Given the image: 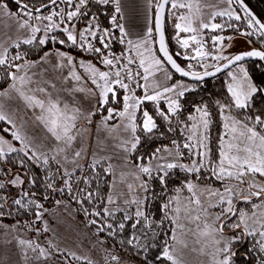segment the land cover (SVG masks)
I'll list each match as a JSON object with an SVG mask.
<instances>
[{
  "label": "snow or ice",
  "instance_id": "obj_1",
  "mask_svg": "<svg viewBox=\"0 0 264 264\" xmlns=\"http://www.w3.org/2000/svg\"><path fill=\"white\" fill-rule=\"evenodd\" d=\"M14 3L15 12L0 0V14L15 21L17 33L15 39L0 41V70L10 81L0 98H15L20 103L9 109L0 100V122L10 126L3 131L12 138L0 135V163L13 164L23 172L12 173L11 168L5 172L12 176L7 185L24 189L12 199L17 210L33 209L37 221L47 211L35 199L36 193L24 188L26 184L36 187L38 178L29 172L37 165L44 169L46 189L66 193L81 206L91 205V211L87 207L83 210L99 218L89 221L97 225V233L107 230L109 236L124 237L119 243L142 254L144 264H183L180 255L188 247L189 236L195 237L194 245H201L192 250L210 255L211 264H237L238 256L247 259L252 253H256V264H264V109L254 111V98L264 97V50L225 54L230 47L225 46V37L212 35L211 50L206 51L202 38L204 30L222 31L225 25L214 21L226 16L229 21L242 22L246 30L240 31L231 23L227 27H234L242 36L257 35L264 44V20L245 0H221L226 7L212 11L207 21L198 4V14L193 13L190 0H156L154 28L148 27L136 42L126 39L128 33L117 15L111 16L110 23L119 29L118 38L112 28L100 24V7L111 4L114 12L121 14V0ZM92 6L97 7V13L91 12ZM85 17L87 22L78 27L77 22ZM171 20L176 21L175 39L184 50L175 56L196 62L188 63L187 68L177 63L166 43L165 23ZM50 42L78 48L93 59L77 60L55 48L44 52L39 60H31L22 50L23 45L43 48ZM114 42L127 47L118 55L112 51ZM52 58L55 63L50 74L43 66ZM247 58L258 59L255 71L259 76L250 74L244 63ZM209 59L214 63L205 62ZM168 65L197 84L227 70L229 98L214 102L222 129L215 139L213 111L208 103L193 104L185 115L182 101L186 93L196 90L195 86L181 81L161 86L157 80L158 73H163L166 81L173 79ZM77 93L91 97L94 103L85 108ZM162 102L165 107H161ZM146 104L152 105L151 111ZM97 116L99 120L94 122ZM158 121L163 122V131ZM94 123L104 138L97 136L92 145L90 126ZM35 129H40L39 135ZM157 134L167 138L168 144L156 147L147 157L133 158L142 138ZM13 141L21 146L16 147ZM106 141L112 142V153L107 152ZM177 170L184 176L174 194L168 195L169 181ZM203 180L214 181L219 187ZM153 184L159 185V192ZM5 187L0 181V189ZM7 199L0 197V209ZM157 202L159 219L149 210ZM35 231L41 234V229ZM42 231H49L46 222ZM248 239L252 247L241 252L238 245ZM18 243L37 252V258L47 259L51 254L36 241L20 239ZM209 246L211 251L205 252ZM154 249L157 254L150 258ZM111 260L119 264L120 258L112 255Z\"/></svg>",
  "mask_w": 264,
  "mask_h": 264
},
{
  "label": "rangeland",
  "instance_id": "obj_2",
  "mask_svg": "<svg viewBox=\"0 0 264 264\" xmlns=\"http://www.w3.org/2000/svg\"><path fill=\"white\" fill-rule=\"evenodd\" d=\"M193 4V13H196L197 4L201 12L203 13V18L205 21L208 20L209 14L214 10H222L226 7L224 3H221V0H190ZM155 4L156 0H153V15L155 12ZM215 6V7H212ZM235 6V5H234ZM182 12H187L186 9L181 10ZM15 12V11H14ZM216 23L224 24V29L217 30L215 33L204 30L202 34V38L205 41L206 51L211 50V41L210 37L212 35H221L225 37L224 44L225 46L230 45V47H226L225 54H236L239 52L248 51L252 48H257L264 50V44H262L257 35L252 37L242 36L240 31H245L246 26L242 22L238 21H229L228 17H217L214 21ZM166 29L168 38V42L172 47L174 54L178 51L183 52L184 50L179 47L175 39V30L173 25L176 23L175 20L166 21ZM233 24L234 26H238L240 31L234 30V27H227V24ZM16 25L15 21L9 19L7 16L0 14V41L6 40L8 37L12 39L16 38ZM21 35H25V33H21ZM186 34L181 33V36ZM228 37H232L231 40H228ZM251 39L253 41L252 44L248 43V40ZM14 52L15 50H11ZM191 52V50H188ZM182 62L184 61L185 67L187 68L188 63L195 64V61H187L183 58V56L178 57ZM206 63H214L211 59L205 61ZM246 65V64H245ZM183 67V66H182ZM169 70V69H168ZM196 71H203L201 68H196ZM210 70V69H209ZM173 76V74H172ZM157 80L161 83V86L164 84H172L177 81H181L187 83L189 86H195V89H198L197 84H192L187 81L177 79L173 76L171 81H166L163 73L157 74ZM229 82V78L226 73L220 75L217 78L212 79V85L214 88V92L216 94V100L224 102L229 98V94L227 92V83ZM142 94L141 91L138 95ZM202 101V100H201ZM199 101L198 103H200ZM204 102V101H203ZM197 103V104H198ZM161 107H165L163 102L161 103ZM264 109V106L258 105L254 103V111L259 112V110ZM192 111V109L190 110ZM189 112V111H188ZM187 114V113H186ZM185 114V115H186ZM219 118V116H218ZM94 122L99 120V116L94 117ZM8 125V124H7ZM9 126V125H8ZM7 126V127H8ZM10 127V126H9ZM214 130L212 132L213 139H215L216 135L221 132V123L219 118V123L213 126ZM4 128L0 129V135L5 136L7 139L11 140V136L3 131ZM31 131V130H30ZM36 134H40V129H35ZM99 136L100 139L104 138L103 133H98L95 123L90 126V143L95 145L96 138ZM16 147H20L21 145L13 141ZM108 148L107 152L112 153L114 150L111 147L112 142L106 141ZM215 148V144H213ZM134 158V154H133ZM117 162L118 161H114ZM204 175H207L205 170ZM184 173L180 172L179 177L177 178V184L173 186L169 192V195L174 194L173 190L180 186V181L183 178ZM58 183V181H57ZM203 183H212L214 187H219V184L214 181L203 180ZM187 195V193H185ZM45 197V196H44ZM36 199L39 202L43 203L44 209L47 211L44 212L43 219L37 221L34 218L35 225L31 226H20L19 224H6L0 221V264H36L39 261H54L56 264H84L88 260L89 257L91 259H96V257L103 259H111L112 255L123 256L121 258L128 260L129 257L125 254L119 253L112 248H106L103 246L101 240L98 237L97 233V225H92L89 223L92 219H99L94 216L86 215L83 212L84 205L81 206L77 204L75 200L71 199L68 196L67 199L61 200L60 204L56 203V199L52 197L51 201L47 199ZM89 216V217H88ZM45 222L49 228L47 233L42 231L45 226ZM194 227V225H193ZM35 229H41V234L38 236ZM20 239L24 240H33L38 242L42 247L47 249L49 253H51L47 259L45 257H38L37 252L31 251V249L26 248L18 243ZM188 247L182 250L180 258L183 264H211V256L207 254H201L199 251H193L192 248L196 247L199 249L201 247L200 244H193L195 237L189 236L187 237ZM49 241L52 242L55 247H51L49 245ZM239 246V245H238ZM59 249V251H57ZM107 249V250H106ZM211 246L205 249V252H210ZM72 253H75V257H84L85 259H76Z\"/></svg>",
  "mask_w": 264,
  "mask_h": 264
},
{
  "label": "trees",
  "instance_id": "obj_3",
  "mask_svg": "<svg viewBox=\"0 0 264 264\" xmlns=\"http://www.w3.org/2000/svg\"><path fill=\"white\" fill-rule=\"evenodd\" d=\"M3 2H7L9 4V8L11 11H16L17 10V5L14 3V0H3ZM25 3L32 4L35 2V0H24ZM245 2L248 4L249 8L262 20H264V0H245ZM100 13H102L103 19H106L107 15L110 13V9H100ZM167 25V23H166ZM166 35H167V29L165 27ZM167 45L170 50V52L173 54L177 62L185 67L184 61L182 62L178 57L175 56L174 51L172 47L170 46V43L168 42L167 38ZM53 46L49 43L47 46L43 48L39 47H34V46H27L23 45L22 50L27 51L29 53L28 58L31 60H36L39 57H41L44 52H46L49 49H52ZM70 52H73L72 49L67 48ZM74 53V52H73ZM78 55V54H77ZM257 63L260 62H247L245 63L246 66L250 70V74H252L254 77L259 76L260 73L255 71V66ZM170 71V70H169ZM171 72V71H170ZM172 73V72H171ZM173 74V73H172ZM174 77H176L173 74ZM177 79H180L176 77ZM182 80V79H181ZM10 81H7L4 78L3 71L0 70V91L4 90ZM198 89L195 90L194 92H188L185 95L184 100L182 101L185 109V114L192 109L193 104H197L199 101H204L205 103H208L211 106V109L213 111V121L214 124L219 123V118L218 115L216 114L215 111V105L214 102L216 101V94L214 92V88L212 85V80L206 81L201 84H197ZM254 103L264 106V97L257 96L254 98ZM145 107H148L149 110L151 111L152 105L151 104H146ZM159 124H161V131L164 130V125L162 121H158ZM213 124V126H214ZM2 128H7V125L4 124L3 122H0V129ZM214 130V128L212 127ZM212 130V132H213ZM161 144H168V139L167 138H161L158 134L149 139V138H142V142L140 146H138V150L136 153H134V157L137 155H145L146 157L158 146ZM8 168H11L12 173H15L17 171H21L18 166H14L13 164H4L0 163V181H3L6 183V187L4 189H0V197H8L7 203L5 204L3 209H0V212L3 213V215H0V221L6 224H19L20 226H31L35 225L33 223V220L35 217L34 215V210L33 209H19L17 210V206L12 204V199L17 198L20 192L24 189L13 187L11 185H7V181L12 178L11 175L5 174L6 170ZM21 174L23 172L21 171ZM30 175H35L38 178L37 185L35 188L31 184H26L24 186L25 189H31L36 193L35 199H42L44 196L48 197V201H51L52 197L55 198L56 200H65L68 198V195L66 193L62 194L60 192H52L51 190H48L44 187V169L37 166L33 165L30 169L29 172ZM180 172L177 170L174 172L172 179L169 181V192L175 184H177V178L179 177ZM109 179H111L109 177ZM59 183V181H58ZM153 187L157 192H159V185L158 184H153ZM103 191L106 193L107 188L105 187ZM169 195V193H168ZM158 204L154 203L149 206V210L155 214L156 218L159 219L161 213L158 210ZM84 207H87L89 211L92 210V206L85 204ZM84 209V208H83ZM84 212V210H82ZM9 213H11L9 215ZM89 217V216H88ZM124 236H127V233L124 234ZM98 237L101 240L102 244L106 248H112L116 250L119 253L125 254L126 256L129 257V259L139 263V264H144V259L142 254H137L136 250L132 249L130 246L122 245L119 243V241L124 238L120 235H117L115 237L109 236L107 230L104 232L98 233ZM252 247V241L251 239H248L244 242L243 245H239L238 248L241 252L250 249ZM156 249L152 250V252L149 254L150 258L154 257L157 254ZM250 262V256L247 259H242L241 257H237V264H249Z\"/></svg>",
  "mask_w": 264,
  "mask_h": 264
},
{
  "label": "crops",
  "instance_id": "obj_4",
  "mask_svg": "<svg viewBox=\"0 0 264 264\" xmlns=\"http://www.w3.org/2000/svg\"><path fill=\"white\" fill-rule=\"evenodd\" d=\"M119 16H120L122 25H124L125 27V31L128 33L127 38L131 39L133 42H136L142 37H144L148 27H153V16H154L153 15V0L151 4L149 3V0H121V14H119ZM153 47L156 48V45H153ZM55 48H60L62 51L71 53L72 55L76 57L77 60H80V59H84L85 61L92 60V58H90L84 53H79L77 55L67 50V48H63V47H53L52 49H49L47 51L54 50ZM39 58L36 60H39ZM53 63H55V58H52L49 64L43 66L44 68L48 69L50 74H52L51 69H52ZM39 70L41 69H35V71H39ZM64 73L65 74L67 73V69H64ZM76 96H77V100L85 108L89 107L90 104L94 103V100L91 97L86 96L84 93H77ZM0 100H2L5 106L9 109L16 108L17 105L20 103L15 98H12V99L0 98ZM118 257L120 258L119 264H139L131 259L125 260L121 258L123 256H118ZM88 261H91L92 264H117L116 261H113L111 259L109 260V259H103L99 257H96V259L94 258L91 259V257H89L86 263L84 264H87ZM36 264H56V263H54V261H51V262L50 261H39Z\"/></svg>",
  "mask_w": 264,
  "mask_h": 264
},
{
  "label": "built area",
  "instance_id": "obj_5",
  "mask_svg": "<svg viewBox=\"0 0 264 264\" xmlns=\"http://www.w3.org/2000/svg\"><path fill=\"white\" fill-rule=\"evenodd\" d=\"M106 8L107 9H110V13L107 15L106 19H103V16L104 15L102 13H100V12L98 13L99 21H100L101 26L102 27H105V28H112V25L110 23V20H111V16L112 15H117V17H118V23L122 24L119 14L115 13L114 10H113L114 9V5H111L110 4L108 6H101L100 7V9H106ZM91 12L92 13H97V7L92 6L91 7ZM86 22H87V17H85L83 20L78 21L77 22V25H78V27H81L82 28ZM112 31H113L115 37L118 38L120 36L119 29L112 28ZM126 39H128V38L126 37ZM50 44L53 47L70 48V49L73 50L74 54L84 53V54H86L87 56H89L90 58L93 59V57L89 53L84 52V51H81L78 48H72V47H68V46H61L59 44H53L51 42H50ZM111 47H112V51H114L116 54L119 55L121 53V51L127 47V45L126 44H119L118 42H114L111 45ZM139 93H140V90H137V94H139ZM255 257H256V253H252L251 256H250V262H249V264H256Z\"/></svg>",
  "mask_w": 264,
  "mask_h": 264
},
{
  "label": "water",
  "instance_id": "obj_6",
  "mask_svg": "<svg viewBox=\"0 0 264 264\" xmlns=\"http://www.w3.org/2000/svg\"><path fill=\"white\" fill-rule=\"evenodd\" d=\"M156 11V9H155ZM154 15H155V12H154ZM165 27H166V23H165ZM153 28H154V16H153ZM155 34V33H154ZM165 38H166V31H165ZM166 43H167V39H166ZM156 48H158V45H156ZM251 50V49H250ZM170 51V50H169ZM171 53V52H170ZM241 53V52H239ZM239 53H236V54H239ZM175 58V57H174ZM247 62H259L257 58H247L246 61L244 63H247ZM178 63V62H177ZM179 64V63H178ZM181 66V65H180ZM182 67V66H181ZM167 68L178 78L184 80V81H187L189 83H192V84H197L196 81H193L191 80L189 77H182L179 73H176L174 69H171V66L168 65ZM212 70V69H210ZM227 70L223 71V72H220V73H217L215 76H212V77H206L203 81L199 82L198 84H201V83H204L206 81H210L214 78H217L219 77L220 75L226 73Z\"/></svg>",
  "mask_w": 264,
  "mask_h": 264
}]
</instances>
